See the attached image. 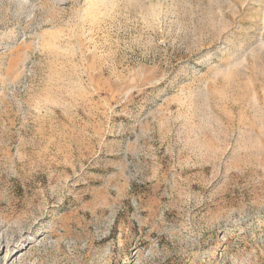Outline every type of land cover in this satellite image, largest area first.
Returning <instances> with one entry per match:
<instances>
[{"label": "rangeland", "instance_id": "obj_1", "mask_svg": "<svg viewBox=\"0 0 264 264\" xmlns=\"http://www.w3.org/2000/svg\"><path fill=\"white\" fill-rule=\"evenodd\" d=\"M0 264H264V0H0Z\"/></svg>", "mask_w": 264, "mask_h": 264}]
</instances>
